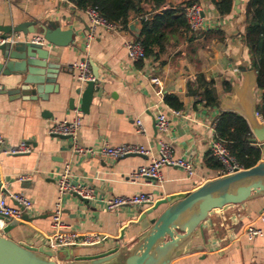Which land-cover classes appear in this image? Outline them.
Listing matches in <instances>:
<instances>
[{
  "label": "crops",
  "instance_id": "obj_1",
  "mask_svg": "<svg viewBox=\"0 0 264 264\" xmlns=\"http://www.w3.org/2000/svg\"><path fill=\"white\" fill-rule=\"evenodd\" d=\"M189 1L192 0H166L161 10L186 5ZM248 1L239 0L238 11L221 17L211 0H198L204 8L205 28L190 34L188 39L172 40L165 55L157 61L146 60L140 69L129 60L125 46L128 41L136 40V33L141 29V24L136 23L138 20L132 19L130 23L135 24V30L97 27L93 31L90 59L98 84L93 86L91 100L85 105L82 94L91 87L88 83H79L70 67L85 57V40L92 32L86 13L68 0H0V27L18 31L15 34L21 36L20 40L37 35L30 32L31 28L46 27L47 36L53 42L46 47L54 62L61 66L57 79L60 91L50 94L47 101L11 100L0 95V133L6 140L5 146L11 149L26 143L31 148L28 154H0L3 186L11 195L23 193L33 203L32 209L26 212L31 220L24 217L22 220L30 228L18 226L7 236L34 246H48V239L54 234L55 205L59 199L58 174L66 168L74 184L93 187L99 197L153 194L157 202L167 196L190 193L206 181L223 176L221 171L207 166L215 119L225 111L240 114L229 109L240 100L254 99L257 106L261 95L252 57L244 42ZM144 7L151 11L149 5ZM198 74L215 81L220 99L218 108L205 107L188 95L187 85ZM154 77L159 79V86L152 84ZM8 81L1 77L0 85ZM224 84L230 85L229 92L225 91ZM166 95H175L183 102L184 109L178 115L164 103ZM158 111H164L169 119L165 134L156 127ZM76 116L81 118L82 147L102 143L139 145L150 150V155L110 160L76 154L70 140H60L49 133L55 122ZM138 121L142 122V132ZM254 139L258 143L255 136ZM160 141L170 145L175 157L190 159L196 166L195 174L190 177L180 168L165 166L160 184L144 180L132 182L133 171L158 157ZM165 208L166 205L160 206L139 222L142 213L138 208L108 210L103 203L90 204L71 194L61 201L60 218L65 224L63 231L74 233L80 239L89 234L107 236L100 243L105 245L103 249L93 248L94 245L74 247L75 255L82 256L130 243ZM250 227L262 233L250 239L247 236ZM191 246L198 247V251L172 264L264 263V198L212 216L198 228Z\"/></svg>",
  "mask_w": 264,
  "mask_h": 264
},
{
  "label": "water",
  "instance_id": "obj_2",
  "mask_svg": "<svg viewBox=\"0 0 264 264\" xmlns=\"http://www.w3.org/2000/svg\"><path fill=\"white\" fill-rule=\"evenodd\" d=\"M238 5L239 0H234L235 11H238ZM129 28L135 30V24H131ZM34 29L31 28L30 32L43 36L49 44L53 43L47 36L46 27ZM0 33V39L6 40L18 31L0 27ZM140 34L141 29L136 33L137 38ZM60 71L61 66L54 62L51 51L46 46L20 39L0 45V78L9 79L7 84L0 85V95H6L11 100L47 101L50 94H58L60 91L57 83ZM88 84L91 87L90 91L82 94V102L85 105L91 100L95 86L93 83ZM8 85L11 88L8 89ZM77 94H80V90H77ZM251 102L240 100L238 104L230 105L229 109L244 116L258 143L264 145V121L258 115L255 100L252 99ZM70 106H74L73 100L70 101ZM53 137L60 140L70 139L63 135ZM76 138L83 146L79 131ZM9 151L8 147L0 146V154ZM127 157L142 155L132 154L124 158ZM0 193L8 197L11 195L3 186L1 175ZM75 196L87 202L79 195ZM259 198H264L262 159L252 168L208 180L190 193L167 196L159 200L152 208L141 214L139 222L156 212L160 206L166 205V208L151 218L149 227L130 243L82 256L75 255L74 247L55 250L46 245L34 246L13 240L7 236L9 232L18 226L27 228L30 226L0 214V222L4 223L0 227V264H172L176 259L198 251V247L191 246V242L204 222L219 212ZM12 202L23 210V217L30 221L24 207L14 200ZM131 225L134 226L135 223ZM92 247L103 249L105 245Z\"/></svg>",
  "mask_w": 264,
  "mask_h": 264
},
{
  "label": "built area",
  "instance_id": "obj_3",
  "mask_svg": "<svg viewBox=\"0 0 264 264\" xmlns=\"http://www.w3.org/2000/svg\"><path fill=\"white\" fill-rule=\"evenodd\" d=\"M39 1H64V0H39ZM184 16L187 20V24L192 33H198L205 28V18H204V8L199 4L184 5ZM88 19L91 24L92 32L87 36L84 45L85 57L74 63L70 67L74 78L81 84L93 83L95 86L98 84V78L92 71L91 66V53L90 45L94 39L93 31L99 27L103 26L107 29H117L120 28L118 25H113L107 23L100 15L97 10L89 9L86 12ZM147 18V17H145ZM21 39L18 34H13L6 40L0 39V45L5 42H13L15 40ZM28 43L36 44L40 46H47L49 43L41 35H32L28 38H23ZM126 49L128 53L129 60L132 63H138L145 59V51L142 44L137 40L128 41L126 43ZM151 82L153 85H160L158 78H152ZM158 94H162L159 91ZM174 114L178 115L179 112L174 111ZM259 115V114H258ZM260 116V115H259ZM139 132L143 131L142 122L138 121ZM81 127V118L76 116L72 120L57 121L50 128L49 133L51 135H63L70 137L72 144V150L81 156L94 157L102 156L110 160H118L132 154H140L144 156L150 155V150L139 145H117L112 146L108 143H102L95 147H82L77 141V133ZM156 127L161 133H167L169 130V119L164 111H158L156 116ZM215 130V122H214ZM6 140L4 136L0 133V146H5ZM31 152V148L28 144L22 143L15 148H11L9 153L18 154H28ZM209 152L212 157L216 158L223 166L221 170L223 176L235 173L237 171H242L244 168L238 164L235 158L230 154L224 142L217 139L216 136L211 138L209 142ZM165 166L177 167L183 170L188 176H193L196 171L195 164L188 158H178L175 157L172 148L166 142H159L158 157L153 158L148 165L140 166L138 169L132 172L130 175V180L132 182L147 181L160 184L163 181L162 168ZM70 170L66 168L63 172L58 174V193L59 199L55 205V216L53 220L54 234L48 239V246L52 249H67L70 247H84L92 246L95 244L103 243L107 236L101 234H89L82 239L74 233L64 232L65 224L61 221V201L64 197L77 194L81 198L85 199L88 203L93 204L96 202L103 203L108 210H117L123 207H135L143 213L148 209L152 208L156 203L157 199L153 194H137L133 196H116L111 198L99 197L95 189L91 186H82L74 184L71 180ZM16 201L18 204L24 207L25 212H29L32 207V201L27 198L23 193H17L10 195L9 197L3 193H0V214L5 217H10L13 220L22 221L23 220V210L18 206L10 203V201ZM4 223L0 222V227ZM262 232L259 229L250 227L247 230L248 238L252 239ZM264 264V263H259Z\"/></svg>",
  "mask_w": 264,
  "mask_h": 264
},
{
  "label": "trees",
  "instance_id": "obj_4",
  "mask_svg": "<svg viewBox=\"0 0 264 264\" xmlns=\"http://www.w3.org/2000/svg\"><path fill=\"white\" fill-rule=\"evenodd\" d=\"M80 11L97 10L107 23L118 25L128 31L132 19L141 24L139 41L145 51V59L136 63L142 68L148 59L157 61L165 55L170 42L188 39L190 31L184 16V4L161 10L166 0H68ZM221 17L233 13L234 0H211ZM198 4V0L187 2V5ZM149 5L151 11L144 7ZM147 17V18H145ZM244 42L252 57V68L257 75V88L261 92L257 112L264 121V0H249L246 7V32ZM226 92L231 90L224 84ZM187 93L205 107L218 108L220 99L215 88V81L208 80L204 74H198L194 82L187 85ZM164 103L172 110L180 112L183 102L175 95L164 96ZM215 136L224 142L230 154L244 169L254 167L262 159L263 146L259 145L252 134L246 119L233 111L219 113L215 119ZM207 166L215 171L223 169L222 164L210 154Z\"/></svg>",
  "mask_w": 264,
  "mask_h": 264
}]
</instances>
